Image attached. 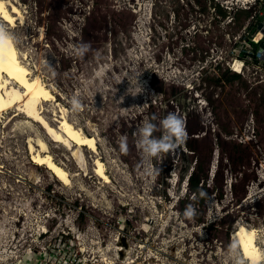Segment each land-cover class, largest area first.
<instances>
[{
  "label": "rangeland",
  "instance_id": "1",
  "mask_svg": "<svg viewBox=\"0 0 264 264\" xmlns=\"http://www.w3.org/2000/svg\"><path fill=\"white\" fill-rule=\"evenodd\" d=\"M9 1L25 22L11 27L0 18V28L54 95L42 114L55 127L57 110L65 108L73 124L95 135L97 151L72 156L24 114L9 120L17 107L0 117V264H236L243 257L232 233L238 224L255 229L264 252V127L257 129L253 114L264 81L253 68L232 83L219 78L240 46L231 38L239 22L222 25L215 0ZM82 43L88 51L74 55ZM73 95L81 100L77 111ZM169 112L184 118L187 139L144 157L139 127ZM123 136L127 153L119 150ZM218 137L225 152L229 139L250 149L236 181L225 159L211 173ZM37 138L49 144L71 184L30 159L28 143ZM200 156L210 166L211 187L222 193L210 187L204 204L185 186ZM95 157L108 183L95 175ZM190 203L197 209L191 219L182 215Z\"/></svg>",
  "mask_w": 264,
  "mask_h": 264
},
{
  "label": "bare ground",
  "instance_id": "2",
  "mask_svg": "<svg viewBox=\"0 0 264 264\" xmlns=\"http://www.w3.org/2000/svg\"><path fill=\"white\" fill-rule=\"evenodd\" d=\"M6 1L0 0V18L11 27L15 26L18 21L19 23L25 22L23 10L21 11L16 5L9 4ZM0 32L8 34L1 28ZM259 36L258 34L256 37L259 38ZM233 69H240L239 60L234 62ZM53 99L52 90L39 75L33 74L23 61L14 40H10L7 44L0 43V117H3V114L9 109L17 107L16 110L18 111L12 112V117L10 116L9 120L24 114L39 123L45 129L49 139L70 150L72 156L77 155V151L80 152L84 148L95 153L97 151L95 135L87 134L80 127L73 124L68 119L69 116L67 117L65 108H61V106L57 110L58 115H56L57 113L55 115L59 119L56 121L57 125L55 127L51 124V120L50 123L49 119L44 117L42 114L44 112L43 102H50ZM48 145L43 138H37L36 141L34 139V143L29 141L28 151L30 152V159L38 165H44L61 183L69 184L72 179V177L70 179V173L61 165L62 163L60 164L56 161L57 159H54L51 154L52 150L50 151ZM94 160L95 175L104 183H108L110 178L105 171L104 162L97 157ZM214 162L213 167L216 166ZM248 227L238 224L234 232H232L233 238L239 245L240 253L246 260L253 254L262 252L256 240L255 229Z\"/></svg>",
  "mask_w": 264,
  "mask_h": 264
},
{
  "label": "clouds",
  "instance_id": "3",
  "mask_svg": "<svg viewBox=\"0 0 264 264\" xmlns=\"http://www.w3.org/2000/svg\"><path fill=\"white\" fill-rule=\"evenodd\" d=\"M13 37L10 34L0 32V43L7 44ZM90 45L82 43L76 46L74 55L82 57L88 51ZM139 92V91H138ZM70 105L73 111H77L81 107V100L78 95H73L70 100ZM160 130L161 135L156 136L153 133ZM138 146L144 157L151 159L163 153L173 151L183 144L187 139V131L184 118L176 112H169L159 120V123H153L151 119H146L138 129ZM119 150L122 153H127L128 143L127 137H121L119 141ZM156 171V170H154ZM208 192L200 188L196 195L192 196L193 200L198 198L208 197ZM197 214V209L193 204H188L183 210L182 215L186 218H194ZM210 219L212 215L210 214ZM229 250L235 252V242L229 245ZM236 264H264V252L253 254L249 259L237 256Z\"/></svg>",
  "mask_w": 264,
  "mask_h": 264
},
{
  "label": "trees",
  "instance_id": "4",
  "mask_svg": "<svg viewBox=\"0 0 264 264\" xmlns=\"http://www.w3.org/2000/svg\"><path fill=\"white\" fill-rule=\"evenodd\" d=\"M214 13L218 17L219 21L224 19L226 15L228 14L227 10H225L219 4L215 5ZM249 15H250L249 10H245V9L237 10L233 15L232 23L239 22L238 29H240L242 25L244 24V22L249 17ZM211 37L213 38L214 35L212 34ZM194 48L200 52L206 51L202 43L195 44ZM221 74L222 75L219 77L220 80L226 83H232V82L242 79L241 74L230 70L228 67H226L223 70V72H221ZM219 78L216 80H219ZM244 85L246 88L248 87V83H246L245 81H244ZM252 94L254 95L255 93L252 92ZM257 101L258 102L256 104L255 109L253 110V114L256 119L257 129L259 130L260 128L264 127V92L262 94V97L258 98ZM187 127L188 126L186 125V128ZM217 140H218V147L220 149H219V154L216 157L217 165H216V170L214 171L215 175L213 176H216L218 174L221 160L225 159L229 165L230 173L234 175V181H236L239 177L242 178L250 163L249 161V156L251 154L250 149L248 148V146L242 145L239 142L229 139L228 142L230 143V148L228 152H225V150H223V147H220L221 143L224 142L225 140L219 137L217 138ZM214 161H215V157H214L213 162ZM209 170H210V166L209 168H206V166L204 165L203 157L202 156L197 157L195 160L193 169L191 170L190 175L188 176V179H187V193H189V195H192V196L196 195L200 188H203L206 191L210 189L211 183H209L208 181L209 172H210ZM237 173L240 174L239 177L236 176ZM232 183H233V180H232ZM211 189L212 191H216L215 192L216 195L218 193L219 196H222V193L219 191L220 188L218 187L215 188V186H212ZM232 194L233 196L235 195L234 192H232ZM197 201H198V204H204L205 198H198Z\"/></svg>",
  "mask_w": 264,
  "mask_h": 264
},
{
  "label": "built area",
  "instance_id": "5",
  "mask_svg": "<svg viewBox=\"0 0 264 264\" xmlns=\"http://www.w3.org/2000/svg\"><path fill=\"white\" fill-rule=\"evenodd\" d=\"M213 5V11L215 10V5L219 4L228 14L220 23L222 25L229 24L233 21V15L237 10L245 9L251 10L253 7L255 10L250 13L247 20L244 22L240 30L236 34H232V39L235 43H240L239 47L234 48L232 52L234 59L229 64V68L239 74L245 76L248 75V71H251V68L260 71L259 82L264 81V59L257 57V43L263 39L264 33H261L257 25L259 22H264V0H215ZM260 35L258 42H255L254 39L257 35ZM229 38V34H227ZM236 60L240 62V69L234 70L233 64Z\"/></svg>",
  "mask_w": 264,
  "mask_h": 264
},
{
  "label": "water",
  "instance_id": "6",
  "mask_svg": "<svg viewBox=\"0 0 264 264\" xmlns=\"http://www.w3.org/2000/svg\"><path fill=\"white\" fill-rule=\"evenodd\" d=\"M257 28L258 30L261 32V33H264V22H259L258 25H257ZM255 42H258V38L255 37L254 39ZM257 48H258V51H257V57H259L260 59H264V37L262 40H260L258 43H257ZM217 161V159H216ZM213 164V163H212ZM214 169L215 167H213L212 165V169H211V173L213 174L214 172ZM190 175V172L187 174L186 176V180H185V186L187 187V179H188V176Z\"/></svg>",
  "mask_w": 264,
  "mask_h": 264
}]
</instances>
